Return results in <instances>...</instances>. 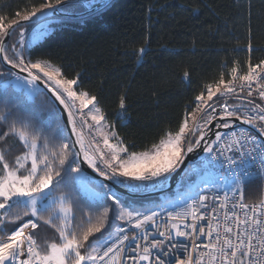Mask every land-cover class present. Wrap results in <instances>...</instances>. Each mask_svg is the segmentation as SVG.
I'll use <instances>...</instances> for the list:
<instances>
[{"label": "snow or ice", "instance_id": "snow-or-ice-1", "mask_svg": "<svg viewBox=\"0 0 264 264\" xmlns=\"http://www.w3.org/2000/svg\"><path fill=\"white\" fill-rule=\"evenodd\" d=\"M82 2L38 0L0 14V264H264V199L249 204L243 197L244 185L264 184V140L243 127L264 136V59L253 64L249 57L246 71L225 64L227 73L203 86L174 128L137 150L82 87L80 73L70 75L32 47L49 24L76 18ZM93 3L107 7L109 0L85 7ZM248 30L251 53L250 23ZM145 51L136 50L138 59ZM118 107L123 121L126 97ZM182 166L193 193L180 202L182 211L138 200L164 188ZM89 169L105 182L86 199L81 187L95 183ZM213 170L224 175L207 191L223 188L222 197L204 194ZM44 228L52 235L41 241ZM173 249L184 255L173 257Z\"/></svg>", "mask_w": 264, "mask_h": 264}, {"label": "trees", "instance_id": "trees-1", "mask_svg": "<svg viewBox=\"0 0 264 264\" xmlns=\"http://www.w3.org/2000/svg\"><path fill=\"white\" fill-rule=\"evenodd\" d=\"M36 2L0 0V14ZM82 3L76 13L83 11ZM249 23L251 53L246 48ZM48 29L32 47L70 75L80 73L82 87L98 97L107 120L137 150L174 128L203 86L226 74L233 62L246 71L249 57L253 64L264 59V0H113L97 13L56 21ZM16 39L14 35L9 43ZM140 47L146 51L138 59ZM121 96L127 107L123 121L117 115ZM41 103L38 97L36 104ZM40 115L50 119L49 111ZM54 115L59 117L58 112ZM15 151L13 147V155ZM262 190L260 181L246 184L245 201H256ZM161 198L138 200L155 207Z\"/></svg>", "mask_w": 264, "mask_h": 264}, {"label": "water", "instance_id": "water-1", "mask_svg": "<svg viewBox=\"0 0 264 264\" xmlns=\"http://www.w3.org/2000/svg\"><path fill=\"white\" fill-rule=\"evenodd\" d=\"M113 0H109L108 5L112 2ZM84 9L82 12L75 13V17L73 19H81L84 17H87L89 15H92L94 13H97L101 10H103L105 7H101L98 3L92 4L91 7H85V4L82 3ZM72 20V19H71ZM59 21V20H57ZM3 66V65H2ZM4 67V66H3ZM61 112H58L59 116H61ZM246 129H248L252 134H254L259 140H264V136H261L259 132L256 129L251 128L250 126L244 125ZM215 130V129H214ZM219 131H226L223 129H219ZM67 133V132H66ZM211 135V133L209 134ZM194 156H190L189 160H194ZM188 161H186V164ZM86 167V166H85ZM88 172L91 174L92 179L98 183L105 182L103 181V178L96 176L94 173H91V170L89 169ZM183 172H184V167L182 166L175 174H172L168 180L167 185L159 190L155 191H148L144 193L138 194V199H150V198H156V197H163L164 195H167L169 193H172L173 191L177 190L179 188V185L181 183V180L183 179Z\"/></svg>", "mask_w": 264, "mask_h": 264}, {"label": "rangeland", "instance_id": "rangeland-1", "mask_svg": "<svg viewBox=\"0 0 264 264\" xmlns=\"http://www.w3.org/2000/svg\"><path fill=\"white\" fill-rule=\"evenodd\" d=\"M32 39V33L31 31H27L25 33V40L28 41V40H31ZM41 39V38H40ZM40 39H38L36 42H38ZM35 42V43H36ZM215 177H217V175L212 172L211 175H209L207 177V179L209 180V184H205L203 185V187L205 188L206 192H209L207 191V189L211 186V182L212 180L215 179ZM221 177H223V175H221ZM97 184L98 182H95V183H90V184H87L86 187H81L80 191H81V194H83L85 197L87 198H90L91 196V191H96L98 190L97 189ZM190 184H191V181L185 179L183 177V179L181 180V183L179 185V188L175 191H173L170 195L168 196H163L160 200V204H163L165 207H168V208H172V205L175 204L177 205L176 207L182 205L180 202L187 196H190L192 195L193 193L190 191ZM91 190V191H90ZM220 190H224L223 188L219 189L218 191ZM212 191H217V189L212 186ZM210 191V192H212ZM171 202V203H169ZM27 219V218H26ZM115 223H119V221H116ZM9 227H12L11 225H9ZM38 234H39V239L41 241H43L44 239L46 238H51V235H52V232L50 229H38L37 230Z\"/></svg>", "mask_w": 264, "mask_h": 264}, {"label": "built area", "instance_id": "built-area-1", "mask_svg": "<svg viewBox=\"0 0 264 264\" xmlns=\"http://www.w3.org/2000/svg\"><path fill=\"white\" fill-rule=\"evenodd\" d=\"M241 95H243V94H241ZM249 131V130H248ZM250 132V131H249ZM251 133V132H250ZM252 134V133H251ZM252 135H254V134H252ZM255 136V135H254ZM257 138V137H256ZM257 140H259L258 138H257ZM213 172L217 175V176H220L221 177V175H224V173H223V170H213ZM253 181H259V180H253ZM245 186L246 185H244V187H243V197H244V188H245ZM204 194H208V195H215V194H219L221 197L223 196V192H221V191H212V192H207V193H204ZM229 196H231V193H229ZM261 199H264V184H263V190H262V193L260 194V197L256 200V201H253V202H247V201H245V199H244V202L245 203H249V204H252V203H256V202H258L259 200H261ZM210 203V202H209ZM229 207H230V205H229ZM174 211H182L183 210V206L182 205H180V206H178V207H175L174 209H173ZM208 210L207 209H200V212L201 213H206ZM237 211H239L238 209H237ZM199 214V213H198ZM165 218H166V216H165ZM222 218V217H221ZM187 223H190L191 221L190 220H188V221H186ZM158 223H163V221L162 220H160L159 218H158ZM201 224H206V222H201ZM130 231H134V230H130ZM175 242H177V243H184V244H189L190 245V241H187V240H183L182 238H179V239H177ZM166 243H168L169 245L172 243V242H166ZM173 257H175V256H183L184 254L181 252V251H179V250H176V249H173V252H172V254H171ZM128 264H130V262H128Z\"/></svg>", "mask_w": 264, "mask_h": 264}, {"label": "crops", "instance_id": "crops-1", "mask_svg": "<svg viewBox=\"0 0 264 264\" xmlns=\"http://www.w3.org/2000/svg\"><path fill=\"white\" fill-rule=\"evenodd\" d=\"M221 192H223L224 190H220Z\"/></svg>", "mask_w": 264, "mask_h": 264}]
</instances>
